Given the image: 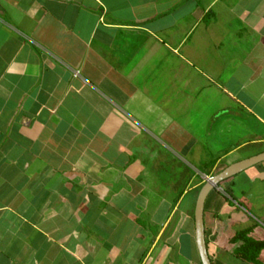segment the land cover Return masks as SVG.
<instances>
[{"label":"crops","instance_id":"1","mask_svg":"<svg viewBox=\"0 0 264 264\" xmlns=\"http://www.w3.org/2000/svg\"><path fill=\"white\" fill-rule=\"evenodd\" d=\"M262 152L264 0H0V264H201ZM204 229L253 264L264 162Z\"/></svg>","mask_w":264,"mask_h":264},{"label":"water","instance_id":"2","mask_svg":"<svg viewBox=\"0 0 264 264\" xmlns=\"http://www.w3.org/2000/svg\"><path fill=\"white\" fill-rule=\"evenodd\" d=\"M264 162V152L229 165L220 173L206 179L201 187L194 211V238L195 245L201 264H212L207 252L204 229V205L209 193L219 186V184L239 173Z\"/></svg>","mask_w":264,"mask_h":264},{"label":"trees","instance_id":"3","mask_svg":"<svg viewBox=\"0 0 264 264\" xmlns=\"http://www.w3.org/2000/svg\"><path fill=\"white\" fill-rule=\"evenodd\" d=\"M248 230L237 234L232 241H242V245L237 249L236 255L243 261L256 264L259 255L264 250V241H256L247 236Z\"/></svg>","mask_w":264,"mask_h":264}]
</instances>
